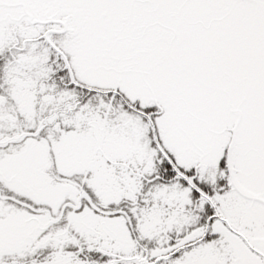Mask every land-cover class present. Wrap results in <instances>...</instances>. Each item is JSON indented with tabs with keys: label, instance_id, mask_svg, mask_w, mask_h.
Returning <instances> with one entry per match:
<instances>
[{
	"label": "snow or ice",
	"instance_id": "snow-or-ice-1",
	"mask_svg": "<svg viewBox=\"0 0 264 264\" xmlns=\"http://www.w3.org/2000/svg\"><path fill=\"white\" fill-rule=\"evenodd\" d=\"M0 264H264V0H0Z\"/></svg>",
	"mask_w": 264,
	"mask_h": 264
}]
</instances>
